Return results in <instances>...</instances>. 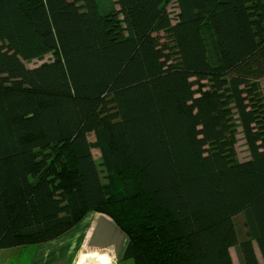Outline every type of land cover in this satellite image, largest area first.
Instances as JSON below:
<instances>
[{"label":"trees","instance_id":"obj_1","mask_svg":"<svg viewBox=\"0 0 264 264\" xmlns=\"http://www.w3.org/2000/svg\"><path fill=\"white\" fill-rule=\"evenodd\" d=\"M116 4L0 0V249L96 211L134 264H259L264 0Z\"/></svg>","mask_w":264,"mask_h":264},{"label":"crops","instance_id":"obj_2","mask_svg":"<svg viewBox=\"0 0 264 264\" xmlns=\"http://www.w3.org/2000/svg\"><path fill=\"white\" fill-rule=\"evenodd\" d=\"M126 242L110 216L88 211L50 240L0 249V264H121Z\"/></svg>","mask_w":264,"mask_h":264},{"label":"rangeland","instance_id":"obj_3","mask_svg":"<svg viewBox=\"0 0 264 264\" xmlns=\"http://www.w3.org/2000/svg\"><path fill=\"white\" fill-rule=\"evenodd\" d=\"M98 5H99L100 9H102V10H107V9H110V8H114V9L118 8V6L116 4V0H98ZM166 9H167V11L170 14V17L172 19V23H174L175 18H176L175 16H176V13H177V8H176V5H175L174 1H170L167 4ZM165 38H166V42L168 43V47H169L168 50L171 53L172 58H174L175 57L174 43L172 42V40L170 38H168L167 35H165ZM52 58H53V54L51 52H49V53L44 54L40 58H33V59L29 60V61H24V64L27 67H34L36 65H39V64H41L43 62H46V61L52 59ZM260 83H261L262 90H264V79H262L260 81ZM88 139H89V141H93L94 140V136H93L92 133L89 134ZM235 150H236L237 160L243 161V160H246L249 157V153H248V150H247V148L245 146V143H244V140L242 138V134L241 133H239L237 135V142L235 144ZM92 154H93V157H94L95 161L98 163L99 167L101 168V165H100V162H101L100 154H99V151L95 147L92 148ZM234 221H235V224L237 225V227L240 228V231L237 229L238 236H240V234H242V233L244 234V226L242 224L241 216H236L234 218ZM255 251H256V256H257L259 264H264V261H262V258L260 256L256 246H255ZM229 252H230L233 264H239L236 247L234 245L230 246ZM121 264H134V263H133V260L131 258H125V259H122Z\"/></svg>","mask_w":264,"mask_h":264}]
</instances>
